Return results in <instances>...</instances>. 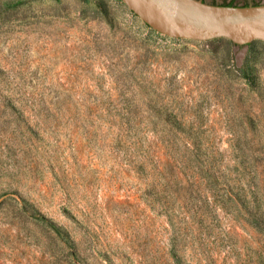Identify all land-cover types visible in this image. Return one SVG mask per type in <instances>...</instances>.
<instances>
[{
    "label": "rangeland",
    "instance_id": "rangeland-1",
    "mask_svg": "<svg viewBox=\"0 0 264 264\" xmlns=\"http://www.w3.org/2000/svg\"><path fill=\"white\" fill-rule=\"evenodd\" d=\"M0 264H264V42L0 0Z\"/></svg>",
    "mask_w": 264,
    "mask_h": 264
},
{
    "label": "water",
    "instance_id": "water-1",
    "mask_svg": "<svg viewBox=\"0 0 264 264\" xmlns=\"http://www.w3.org/2000/svg\"><path fill=\"white\" fill-rule=\"evenodd\" d=\"M149 27L167 36L229 39L235 45L264 42V3L247 6L203 0H123Z\"/></svg>",
    "mask_w": 264,
    "mask_h": 264
},
{
    "label": "trees",
    "instance_id": "trees-1",
    "mask_svg": "<svg viewBox=\"0 0 264 264\" xmlns=\"http://www.w3.org/2000/svg\"><path fill=\"white\" fill-rule=\"evenodd\" d=\"M227 5H233L232 3H229V4H227Z\"/></svg>",
    "mask_w": 264,
    "mask_h": 264
}]
</instances>
